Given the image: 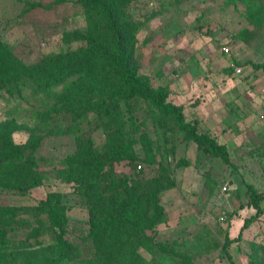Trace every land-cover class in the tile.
Masks as SVG:
<instances>
[{"label": "rangeland", "instance_id": "1", "mask_svg": "<svg viewBox=\"0 0 264 264\" xmlns=\"http://www.w3.org/2000/svg\"><path fill=\"white\" fill-rule=\"evenodd\" d=\"M259 9L264 0H141L126 11L136 25L137 73L149 76L153 89L166 87L168 100L182 107L186 120L197 119L201 131L224 143L233 169L163 124L146 103L134 113L122 105L123 137L134 142L136 159L114 162L112 172L133 182L144 197L156 190L164 213L155 230L114 256L99 255L87 237L84 195L56 171L76 151L80 130H88L97 147L105 143L104 130L84 122L65 134L36 135L42 139L33 152L34 168L42 183L25 192L0 188V205L15 209L2 264H53L56 233L40 211L49 192L61 194L68 218L64 237L74 247L59 264H264V199L256 215L246 186L264 194V16ZM86 27L75 0H0V45L26 64L49 52L73 50L80 43L66 42L65 33ZM54 102L51 95L30 99L0 90V119L32 126L37 110ZM31 136L34 132L23 128L11 139L23 143ZM239 233L224 247L226 237Z\"/></svg>", "mask_w": 264, "mask_h": 264}, {"label": "trees", "instance_id": "2", "mask_svg": "<svg viewBox=\"0 0 264 264\" xmlns=\"http://www.w3.org/2000/svg\"><path fill=\"white\" fill-rule=\"evenodd\" d=\"M75 1L83 9L87 27L84 32L65 33L66 42L80 43L73 50L49 52L26 64L12 49L0 45V90L23 98L51 95L55 99L50 108L37 110L32 126L9 117L0 119V136L6 143L4 149L0 146V155L5 158L0 162V188L25 192L42 183V176L34 168L38 159L33 152L42 139L36 135L65 134L84 122L92 128L101 127L105 143L97 147L89 131L80 130L76 151L65 158L56 173L63 180L73 182L84 195L88 205L87 237L96 254L114 256L128 243L142 238L147 230H155L164 213L156 190L144 197L132 188L133 182L126 177L117 178L112 172L114 162L136 159L131 152L134 142L123 137L127 124L122 105L134 113L141 108V102L146 103L163 124L183 132L186 138L232 169L235 165L224 143L201 131L197 119L186 120L182 107L168 100L166 87L153 89L150 77L137 73L136 25L126 11L141 0ZM258 12L264 16V9ZM23 128L35 136L15 143L12 132ZM246 186L250 203L259 215L264 194L252 184ZM40 203V211L47 215L56 233L52 263L67 261L74 247L64 237L68 218L61 194L49 192ZM14 213L13 207L0 205V264L7 253L9 232L15 228ZM251 219L253 216L244 221L242 228ZM240 237L241 233L233 239L226 237L224 247Z\"/></svg>", "mask_w": 264, "mask_h": 264}, {"label": "built area", "instance_id": "3", "mask_svg": "<svg viewBox=\"0 0 264 264\" xmlns=\"http://www.w3.org/2000/svg\"><path fill=\"white\" fill-rule=\"evenodd\" d=\"M223 51H225L226 50V47L225 46H223L222 48H221ZM262 92H264V88L262 89ZM226 188H224V190H225Z\"/></svg>", "mask_w": 264, "mask_h": 264}]
</instances>
